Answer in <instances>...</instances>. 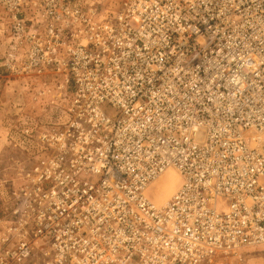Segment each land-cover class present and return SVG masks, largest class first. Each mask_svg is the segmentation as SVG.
<instances>
[{
    "label": "built area",
    "instance_id": "built-area-1",
    "mask_svg": "<svg viewBox=\"0 0 264 264\" xmlns=\"http://www.w3.org/2000/svg\"><path fill=\"white\" fill-rule=\"evenodd\" d=\"M17 73L71 94L7 129L0 264H247L264 255V0H48ZM44 105V104H43ZM13 136V137H12ZM180 184L157 207L166 171Z\"/></svg>",
    "mask_w": 264,
    "mask_h": 264
},
{
    "label": "rangeland",
    "instance_id": "rangeland-1",
    "mask_svg": "<svg viewBox=\"0 0 264 264\" xmlns=\"http://www.w3.org/2000/svg\"><path fill=\"white\" fill-rule=\"evenodd\" d=\"M48 0H0V212L10 200V193L19 184L17 156L9 145L7 129L18 122L21 113L35 116L48 102L47 96L34 99L36 94H71L72 86L64 83L63 76L17 73V63L22 51L13 42L12 28L16 17L28 30L43 31L44 21L39 14L52 9ZM60 1V0H59ZM80 6L83 10H116L122 0H63ZM44 104V105H43ZM43 106V107H42ZM8 129V130H9ZM13 137V136H12ZM171 181V183H170ZM180 184L176 171L169 170L146 192L157 207L164 205ZM247 264H264V255H251Z\"/></svg>",
    "mask_w": 264,
    "mask_h": 264
},
{
    "label": "bare ground",
    "instance_id": "bare-ground-1",
    "mask_svg": "<svg viewBox=\"0 0 264 264\" xmlns=\"http://www.w3.org/2000/svg\"><path fill=\"white\" fill-rule=\"evenodd\" d=\"M168 171H169V170H168ZM166 172H167V171H166ZM166 172H165V173H166ZM165 173H164V174H165ZM164 174H163V175H164ZM170 183H171V181H170Z\"/></svg>",
    "mask_w": 264,
    "mask_h": 264
}]
</instances>
